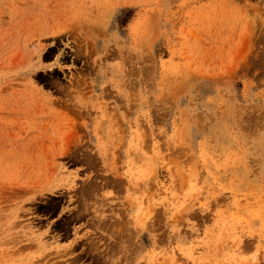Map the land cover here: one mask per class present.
<instances>
[{
	"label": "rangeland",
	"instance_id": "1",
	"mask_svg": "<svg viewBox=\"0 0 264 264\" xmlns=\"http://www.w3.org/2000/svg\"><path fill=\"white\" fill-rule=\"evenodd\" d=\"M0 264H264V0H0Z\"/></svg>",
	"mask_w": 264,
	"mask_h": 264
}]
</instances>
